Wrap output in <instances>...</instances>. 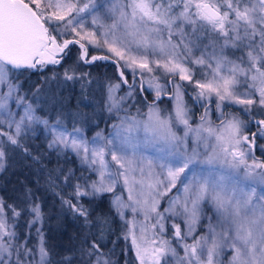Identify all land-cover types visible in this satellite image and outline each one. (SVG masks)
<instances>
[{
	"label": "snow or ice",
	"instance_id": "obj_1",
	"mask_svg": "<svg viewBox=\"0 0 264 264\" xmlns=\"http://www.w3.org/2000/svg\"><path fill=\"white\" fill-rule=\"evenodd\" d=\"M85 14L91 17L88 27ZM69 34L74 38H64ZM70 45L79 46L85 63L114 59L149 74L162 70L173 79L194 83L200 97L214 95L220 102L243 105L245 111H251L253 105L264 108V0H105L99 5L96 0L83 4L81 0H0V124L7 122L9 129L14 128V133L0 131V137H6V141L0 139V170L5 144L27 153L19 138L34 131L33 125L43 126L52 135L48 148L71 149L98 174L90 192L77 185L76 197L111 193L122 177L132 211L139 208L145 220L156 213L151 239L147 225H141L137 236L135 223L125 236L131 238L139 264H223L225 251L230 252L227 264H264V162L252 159L249 163L251 147L243 134L244 122L232 116L213 126L206 113L193 128L181 85L174 84L172 114L162 115L156 107H150L143 118L126 113L107 137L97 133L90 146L82 129L68 131L60 119L49 123L44 108L34 107L35 93L33 101L26 102L14 74L20 69L42 71L48 65H61V54ZM90 46L109 55L89 59ZM229 50L240 55L232 59ZM194 65L208 70L202 81L193 80ZM83 79L73 65L62 69V81L56 74L46 78L50 92L44 104H50L51 112L59 115L61 83ZM87 83L81 85L78 103L88 99ZM153 86L159 99L163 87L150 81L149 87ZM118 87H109V111L120 110L114 95ZM12 107L21 111L13 112ZM258 123L264 125V120ZM174 125L184 126L183 135ZM189 133L193 134L191 140ZM110 162L118 166L115 171ZM178 184L182 195L172 199L166 211L186 218V234L182 235L179 224L172 225L183 255L164 238V216L157 210V196ZM65 202L89 224L83 205ZM114 203L118 210L129 206L119 195ZM206 204L216 223L209 217L207 234L194 237ZM6 208L11 218L21 215L0 200V264H52L41 230H36L35 248L29 247V241L8 223ZM30 213L35 217L30 224L42 220L39 205L31 207ZM188 237H193L191 243ZM102 241V233L99 239H85L81 254L87 257V264H111Z\"/></svg>",
	"mask_w": 264,
	"mask_h": 264
},
{
	"label": "trees",
	"instance_id": "obj_2",
	"mask_svg": "<svg viewBox=\"0 0 264 264\" xmlns=\"http://www.w3.org/2000/svg\"><path fill=\"white\" fill-rule=\"evenodd\" d=\"M75 51L78 50H68L62 54L64 60L61 65H48L42 71H20L29 74L27 82L43 86L45 92H50V86L45 84V79L56 74L62 81V69L68 65L76 68L78 76L84 75L83 80L61 83L62 88L58 90L57 95L63 98V106L57 107V113H72L79 107L81 85L85 81H91L93 86H100L109 82L112 75L121 80L115 61L98 59L85 65ZM93 55L95 54L89 48V57ZM86 88L85 95L92 94L89 86ZM128 89L129 87L122 83L120 90L123 96ZM148 94L145 89L137 88L125 102L134 100L144 105ZM187 98L191 101L188 95ZM161 101L163 100L159 102ZM42 132L43 130H39L35 136H26L20 141L21 145L28 149L27 153L10 144L9 148H6L3 169L0 170V200L21 212L19 217L11 218L10 210L6 208L8 223L15 225L17 235L26 238L31 247L37 244L36 230L39 228L43 233L52 264H87V257L81 254V249L86 247L85 239H99L101 233L103 251L111 260V264H134L131 244L129 239H125L124 223L113 205L112 194L76 197L77 185H80L82 190L89 180L88 175L84 173L75 155L48 148L49 140ZM65 201H71L78 207L83 205L89 213V224L85 225L84 217L70 208ZM35 205H39L41 209L42 220L30 224V221L35 219L30 209Z\"/></svg>",
	"mask_w": 264,
	"mask_h": 264
},
{
	"label": "rangeland",
	"instance_id": "obj_3",
	"mask_svg": "<svg viewBox=\"0 0 264 264\" xmlns=\"http://www.w3.org/2000/svg\"><path fill=\"white\" fill-rule=\"evenodd\" d=\"M88 0H81V4L87 3ZM105 0H96V3L99 5L101 3H104ZM87 23L86 27L90 26V20L91 17L85 14ZM64 38L70 39L74 38L73 35H66ZM90 51L95 55H109L106 50L104 49H96L93 47H89ZM68 50H78L75 51L76 55L78 56L79 60L82 61L85 65L89 63H85L83 59H81V49L78 45H70L69 49H66L65 52H68ZM78 53V54H77ZM230 58L235 59L237 56L240 55V52H236L235 55L232 54V51L229 50L228 53ZM114 60V59H113ZM117 70L120 72V69L123 71L125 75V80L127 81L126 86L129 87L128 90L125 91V95L123 96L122 91L120 90L122 87V83H124V79L120 76L119 80L116 78V76L111 77L109 82H106L105 84H102L100 86H93L92 82H88L86 86H89V90L92 92L87 94V101L85 103H79V107L74 110L72 113H66L62 114L59 113L57 115L56 113L51 112V106L45 105L44 100L47 98L48 91L45 92V89L43 86H40L39 84H34L33 82H27L26 78L29 77L28 73H21V70H15L14 74L18 77V81L22 86L23 91L21 92V95L26 97V102L33 101L34 93H35V103L34 107L37 108H44L45 112L48 113V115L45 117L49 119V123H55L56 119L62 120L63 126L67 128L68 131H72L73 127L80 128L83 130V133L87 140L90 143L93 140L94 137H96L97 133H100L101 136L107 137L109 133L113 131L112 125L119 123V119L122 118L126 113L132 116H137L138 118H143V114H146L150 107H156L160 110L162 115H169L174 112L176 101L174 99L176 89L174 88V84L181 85L180 91L182 93L183 103L188 111V119L189 124L193 128H197L201 123V117L205 116L207 113V120L213 124V126H217L221 123L222 119H227L232 116H235L242 122H244L243 126V134L247 135L249 137V144L251 147L250 152V159L249 163L252 162V159H255L258 162H261L256 156L253 155L252 150L257 151V153L262 152L264 154V126L261 124L258 125V132L256 134V140H255V148H252V137H251V131L250 129L253 128L252 123L246 118V116L253 118H258L259 120H264V108H260L257 105H253L251 107V111H245L243 105L234 104L228 101L220 102L217 100V98L213 95L210 99L205 97H200L197 95L198 89L195 88L194 83H190L189 81H181L177 78L173 79V77L169 74L163 73L162 70H156L153 73L149 74L147 72H141L140 69H131L124 66L123 61H121L119 64H117ZM193 70V80H203L206 78L208 70L202 69L200 66H191ZM23 70V69H22ZM11 75V73H10ZM136 77L135 80H133V77ZM152 82L153 85L156 83H159L163 87V91L161 94L164 93H170L171 97L162 98L157 100L156 98V90L155 87H149V82ZM63 83V82H62ZM85 84V83H83ZM119 85V87L116 89L114 95L117 101L120 104V110L117 111L116 109H113L112 111L108 110V96H109V87ZM39 88L40 92L37 93L36 89ZM60 88H62V85H60ZM59 88V91H60ZM137 88L145 89L147 92H149L148 99L144 102V105L140 102H136L134 100H129L125 102L127 97H130V95L133 93V91ZM190 92L193 94L195 99L201 104V107H204L206 104V111H200L199 114L197 113L196 108L192 104L191 101L188 100L186 92ZM241 91H244L243 88H241ZM120 98H123L122 100ZM166 99V100H164ZM160 100H163L159 102ZM220 104L221 107L217 108V104ZM144 107V109H143ZM13 112L21 111V109H18L16 107H12ZM205 113V114H204ZM40 115L41 113L38 111L37 113ZM207 126V125H205ZM33 130H28L26 134H23L19 139L22 141L26 136H35L38 131H42V134L45 135V137L49 140V143L51 142L52 135L49 133V131L43 126L33 125ZM174 130L177 131L179 135H183L184 126L183 125H174ZM0 131L10 132L14 133V128L9 129L7 127V122L4 124H0ZM193 137L192 133H189V139L191 140ZM0 139L6 141V137H0ZM11 145V144H10ZM6 148H9V144H5V151ZM54 150H57L59 152H68L76 156L78 159L80 165L83 167L84 173L88 175L89 180L86 183V187L84 186L82 188L83 190L91 191L90 185L93 181H95L98 178V174L95 173L92 170V166H90L87 163H84L80 156H78L76 153H74L71 149H57L52 148ZM245 151H248V146L245 147ZM110 168L111 170L115 171L118 166L114 165V163L110 162ZM180 188V185L178 184L176 188H173L171 191H168L162 195L157 196V199H159V205H158V212L164 216V225H165V232H164V238L168 239L172 246L177 247V251L180 253V255H183L182 247L180 246V242L177 239L173 238V224H179L181 226V232L182 235L186 234L187 232V224H186V218L183 216H175L171 213L167 212L166 209L169 208V202L174 199L178 195H182V193L178 192L177 189ZM160 191L163 193V187H161ZM104 193L95 194L93 196H100ZM112 194V201L113 205L121 218V220L124 223V227L126 230V235L128 234L129 229L132 227V224L135 223L136 225V233L137 236H139V229L141 225H147L148 232L147 237L149 239L152 238L153 235V229L151 228V225L156 222V213H152L148 220L144 219L143 213L137 209L136 212L132 211V201L128 200V192L127 187L123 184L122 177L119 178V180L116 183L115 189ZM121 196L122 200L126 205H129L128 207H124L121 210H118L114 200L116 196ZM135 195V194H134ZM121 211L123 212V215H121ZM209 217H212L211 223L215 224V216L214 212L211 210L210 205H205L203 208V212L201 214V219L199 223L195 226V232L194 237H198L201 234H207L208 225H209ZM10 225L12 223L9 222ZM159 239V237H157ZM193 240V237H188L187 242L191 243ZM129 241L131 244V238L129 237ZM31 247L30 245H28ZM36 245H33V248H35ZM132 251H133V263L139 264V260L135 255V249L131 245ZM230 256L229 251H225L224 254L221 257V260L223 264H227L228 258Z\"/></svg>",
	"mask_w": 264,
	"mask_h": 264
},
{
	"label": "flooded vegetation",
	"instance_id": "obj_4",
	"mask_svg": "<svg viewBox=\"0 0 264 264\" xmlns=\"http://www.w3.org/2000/svg\"><path fill=\"white\" fill-rule=\"evenodd\" d=\"M186 95H188L189 97H190V100H191V102H192V104L196 107V109H197V113L199 114V112L202 110V111H206V109L205 108H203V107H201L202 105L201 104H199V106L197 105V103H196V99H195V97L193 96V94H191L190 92H186ZM165 98V97H164ZM207 105V104H206ZM205 114V113H204ZM246 118L252 123V125H253V128H251L250 129V131H251V137H252V141H253V138H254V142L252 143V148H255V140H256V134H257V132H258V125H259V123L258 122H256V123H254L253 122V120L250 118V117H248V116H246ZM252 153H253V155L254 156H256L261 162H264V154H262V152H260V153H257V151H255V150H252Z\"/></svg>",
	"mask_w": 264,
	"mask_h": 264
},
{
	"label": "water",
	"instance_id": "obj_5",
	"mask_svg": "<svg viewBox=\"0 0 264 264\" xmlns=\"http://www.w3.org/2000/svg\"><path fill=\"white\" fill-rule=\"evenodd\" d=\"M70 39H72V38H70ZM81 54H82V51H81ZM62 55V54H61ZM95 56H102V54H100V55H95ZM88 58L90 59L91 57H89V54H88ZM108 60H112V61H115V60H113V59H108ZM116 63V62H115ZM20 70H22V69H20ZM121 69H120V72H118V74H119V76H121L120 75V73H121ZM124 80H125V75H123V76H121ZM135 76L133 77V80H135ZM163 97H171V92L170 93H164V94H161V96H160V98L159 99H162ZM159 99H157V100H159ZM196 103H197V105L199 106V102L198 101H196ZM209 105V104H208ZM208 105H205L203 108H205L206 109V106H208ZM253 120V122L254 123H256V122H258V121H260L258 118H253L252 119ZM262 126H264V125H262Z\"/></svg>",
	"mask_w": 264,
	"mask_h": 264
}]
</instances>
